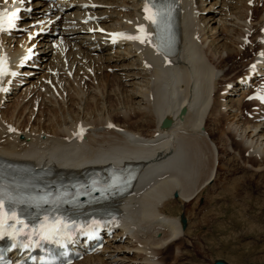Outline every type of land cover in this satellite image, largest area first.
Segmentation results:
<instances>
[{
    "label": "bare ground",
    "instance_id": "6f19581e",
    "mask_svg": "<svg viewBox=\"0 0 264 264\" xmlns=\"http://www.w3.org/2000/svg\"><path fill=\"white\" fill-rule=\"evenodd\" d=\"M255 1L250 7L248 0H189L182 51L166 64L145 48L112 44L96 29L97 25L113 30L136 23L143 0H102L69 9L66 17L52 23L47 35L36 37L34 33L48 28L58 13L32 0L43 6L32 21L42 23L32 28V41L20 35L0 37V47L36 43L34 51L42 60L37 65L40 70H26L32 74L26 85L17 86L16 80L8 93L0 90V157L28 160L60 175L107 164L140 163L146 171L132 196L113 205L122 214L110 222L120 228L115 242L102 254L74 264H165L160 251L186 237L182 218L169 215L168 207L191 202L215 179L218 154L208 136V122L214 118L218 124L229 114L240 120L246 104L238 77L222 87L217 71L229 61L234 64L244 52L252 54L246 58L247 66L256 63L264 70V16L258 17ZM88 19L93 21L85 23ZM254 21L260 29L257 37ZM92 27L94 32L89 31ZM252 45L258 49L255 54ZM117 68L114 75L107 72ZM93 72L97 80L90 78ZM106 72L112 75V85L106 84L110 77ZM6 81L0 79V89H5ZM262 110L243 121L246 141L241 144L253 158L255 153L264 159V137L258 140L264 136ZM110 122L115 128H108ZM131 123L150 129L149 133L132 129ZM79 125L87 128L81 140L74 137ZM240 126H234L236 133ZM207 149L213 156L210 166Z\"/></svg>",
    "mask_w": 264,
    "mask_h": 264
},
{
    "label": "rangeland",
    "instance_id": "374dc122",
    "mask_svg": "<svg viewBox=\"0 0 264 264\" xmlns=\"http://www.w3.org/2000/svg\"><path fill=\"white\" fill-rule=\"evenodd\" d=\"M255 3L260 17L264 14V1L256 0ZM255 29L257 34L259 27ZM246 53L236 57L234 64L229 61L223 69L217 71V78L225 81L221 80L222 87L224 83L234 81L246 71L245 64L248 61L245 60L252 57V54ZM233 66L238 67L233 69ZM116 71H119L118 68L107 72L114 75ZM93 73L95 75L91 74L90 78L94 76L97 80V73ZM112 75H109L107 86L112 85ZM252 106V102H246L240 120L229 114L225 118L222 116L218 124L214 118L208 122V136L218 153L215 179L191 202L168 207L169 215L186 218V227L183 228H186L187 234L182 240L160 251V258L165 264H212L217 260L230 264L264 262V159L255 153L253 158L251 150L241 144L246 141L243 136V121L250 119L246 113ZM120 118L117 117L118 120L122 119ZM132 124L129 126L132 129L149 133L150 129L145 130L146 127L141 126L136 128L137 125ZM236 124L242 128L237 133L234 130ZM263 137L258 140H263ZM207 150V164L210 166L213 156L211 149ZM207 171L209 169L206 168V173ZM200 180L204 181L205 177ZM177 247L180 251L178 255Z\"/></svg>",
    "mask_w": 264,
    "mask_h": 264
},
{
    "label": "snow or ice",
    "instance_id": "6c2138e0",
    "mask_svg": "<svg viewBox=\"0 0 264 264\" xmlns=\"http://www.w3.org/2000/svg\"><path fill=\"white\" fill-rule=\"evenodd\" d=\"M23 0H21V3ZM251 2V0H249ZM19 9L15 11H8L7 9H0V32L6 30V28L15 27L14 20L17 18V13ZM145 19L151 20L154 25L159 27L162 23L166 22V16L168 13L163 8H156L155 10H150L148 4H145L144 7ZM150 33H146L144 31V26H138V34L137 35H126L124 33H113L112 36L115 37H123L127 40H137L140 43H145L146 39L150 36ZM148 43H151V40H147ZM158 51H164L165 56L167 57V51L170 48V40L168 43H165L163 40L161 43L155 45ZM6 59L3 56H0V77H4L9 74L8 69L6 67ZM11 75H15V72L10 73ZM6 90V89H0ZM251 98V97H250ZM262 102H264V95H260L257 97ZM112 125H109L111 127ZM13 131L14 129H9ZM84 129H80V135L83 134ZM6 199L8 201V207L6 209L5 202ZM49 203V199L47 197H39L36 201V205L39 206L40 203ZM16 203V197L11 194H5L2 190H0V236L5 234V225L9 224V222H14L10 224V227L14 230L15 234H19L25 228L31 227V232L28 233L29 238L32 236L39 237L40 240H46L50 242L60 243L61 237H70L71 236V228L79 227L76 225L75 221L67 220L61 216L49 217L45 216L42 220H40L36 224L29 225L24 222L23 219L20 218L19 215L15 212L12 207L13 204ZM8 235H13V233H8ZM27 247V245H24ZM43 259V258H42Z\"/></svg>",
    "mask_w": 264,
    "mask_h": 264
},
{
    "label": "water",
    "instance_id": "95a60500",
    "mask_svg": "<svg viewBox=\"0 0 264 264\" xmlns=\"http://www.w3.org/2000/svg\"><path fill=\"white\" fill-rule=\"evenodd\" d=\"M185 112H186V110L183 109V110H182V114H184ZM182 222L184 223V225L186 224V220H185V218L182 219ZM212 264H229V263H227V262H225V261H223V260H218V261H216V262H214V263H212ZM252 264H264V263H252Z\"/></svg>",
    "mask_w": 264,
    "mask_h": 264
}]
</instances>
